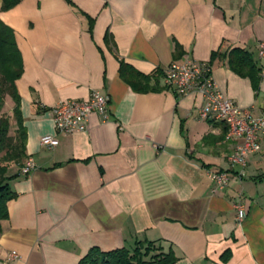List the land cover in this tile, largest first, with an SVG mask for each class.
<instances>
[{
	"label": "crops",
	"instance_id": "0c3cea01",
	"mask_svg": "<svg viewBox=\"0 0 264 264\" xmlns=\"http://www.w3.org/2000/svg\"><path fill=\"white\" fill-rule=\"evenodd\" d=\"M1 4L22 63L26 158L9 168L15 198L1 222L0 264H79L93 248L136 242L159 244L175 264H264V137L245 168L231 166L236 142L222 123L198 120L200 97H177L163 76L160 91L135 93L119 76L121 64L147 76L185 59L207 63L225 98L264 118V79L254 90L225 58L239 48L264 67V0ZM91 91L108 98V121L92 113L85 132L57 133L48 109ZM44 136L57 145L41 146ZM27 161L34 168L22 175ZM209 171L227 173L228 186L213 193ZM237 199L246 206L240 225Z\"/></svg>",
	"mask_w": 264,
	"mask_h": 264
},
{
	"label": "built area",
	"instance_id": "2783aa9c",
	"mask_svg": "<svg viewBox=\"0 0 264 264\" xmlns=\"http://www.w3.org/2000/svg\"><path fill=\"white\" fill-rule=\"evenodd\" d=\"M258 56L264 58V43L259 44ZM259 76L264 79V67L260 69ZM163 84L177 97L189 95L200 97L198 120L218 122L226 127V138L236 142L235 150L228 157V162L231 166L245 168L247 158L260 149L259 139L264 137L263 116L253 117L249 109L240 108L225 98L215 85L207 63H198L190 59L172 62L163 70ZM48 113L57 133L62 135L82 133L87 130L92 113L100 116L102 123L108 121V98L100 91H91L87 100L62 101L49 108ZM40 145L54 148L57 141L51 136H44L40 139ZM33 168L32 162L27 161L20 172L26 175ZM207 177L214 184L213 193L224 190L230 181L227 173L209 171ZM233 209L236 224L240 225L246 216V206L237 199L233 203Z\"/></svg>",
	"mask_w": 264,
	"mask_h": 264
},
{
	"label": "trees",
	"instance_id": "16d2710c",
	"mask_svg": "<svg viewBox=\"0 0 264 264\" xmlns=\"http://www.w3.org/2000/svg\"><path fill=\"white\" fill-rule=\"evenodd\" d=\"M71 4V0H66ZM1 11L12 9L19 0H1ZM180 56L176 50L175 57ZM218 53H213L214 60ZM229 69L241 78H248L254 90L260 81L259 68L252 55L242 49L234 48L225 54ZM22 63L20 54L14 42L13 32L0 22V111L4 100L12 103L11 118L13 120V133L10 134L11 124L7 116H0V231L1 222L7 219V203L15 198L10 182L14 176L9 175V168L21 165L26 158L25 143L26 130L20 111V97L16 89V81L21 77ZM119 76L135 93L145 94L158 92L156 87L158 79L163 76L161 71L154 75H143L131 67L120 65ZM153 82V84H151ZM227 256L222 257L225 261ZM176 257L171 251L164 252L155 242H136L133 249H118L110 252H101L91 249L79 264H175Z\"/></svg>",
	"mask_w": 264,
	"mask_h": 264
},
{
	"label": "rangeland",
	"instance_id": "374dc122",
	"mask_svg": "<svg viewBox=\"0 0 264 264\" xmlns=\"http://www.w3.org/2000/svg\"><path fill=\"white\" fill-rule=\"evenodd\" d=\"M8 102V104H7ZM11 101L8 100V99H5L4 100V106L2 108V110L0 111V116L1 115H4V116H7L9 119H10V124H11V129H10V134L13 133V126H14V123H13V120L11 118V109H12V105H11ZM9 105H11V107H9Z\"/></svg>",
	"mask_w": 264,
	"mask_h": 264
}]
</instances>
